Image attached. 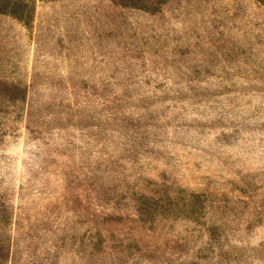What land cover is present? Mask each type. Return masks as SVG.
Wrapping results in <instances>:
<instances>
[{"label": "rangeland", "instance_id": "obj_1", "mask_svg": "<svg viewBox=\"0 0 264 264\" xmlns=\"http://www.w3.org/2000/svg\"><path fill=\"white\" fill-rule=\"evenodd\" d=\"M0 264H264V0H0Z\"/></svg>", "mask_w": 264, "mask_h": 264}]
</instances>
